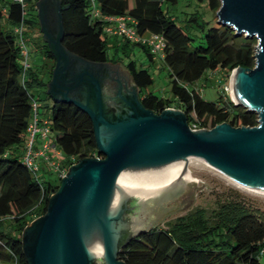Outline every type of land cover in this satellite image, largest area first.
I'll return each instance as SVG.
<instances>
[{
    "label": "trees",
    "instance_id": "1",
    "mask_svg": "<svg viewBox=\"0 0 264 264\" xmlns=\"http://www.w3.org/2000/svg\"><path fill=\"white\" fill-rule=\"evenodd\" d=\"M37 1L24 0L22 5L15 0H0V264H28L23 232L31 222L45 215L49 199L58 191L62 180L44 159H39L37 174L24 163L32 105L38 102L30 88L47 89L55 66L49 46L38 31ZM60 1L65 32L63 46L96 63L128 58L126 70L138 87L145 108L160 114L176 103L175 107L185 113L192 129H212L225 122L233 127L258 125L256 112L235 105L221 94L228 79L219 81L222 91L216 101L206 100L202 94L210 75L218 71H227L229 75L238 67H255L256 38L237 35L232 28L217 22L211 26L197 13L180 19L168 9L179 0ZM196 2L214 14L221 6V0ZM93 11H98L99 16H93ZM105 16L131 18L140 36L163 37L164 57L151 53L147 45L123 37L121 43L111 46L109 35L104 32ZM20 25L25 28L24 34L26 26L38 32L37 48L48 61L43 72L44 78H48L45 84L38 68L31 65L25 71L23 67L15 34ZM195 26L202 32L201 42H196L197 37L192 34ZM131 46H139L151 63L155 58L163 61L170 98L146 92L154 80L148 68H138L132 59ZM110 47L117 55L122 52L124 56L119 60L117 56L110 57ZM38 112L42 117L40 107ZM48 120L52 145L61 152V157L55 158L49 151L52 162L69 169L83 158L99 156L92 121L78 107L53 101ZM38 145L41 147L42 141L36 142L35 150L40 148ZM118 258L126 264H264V210L240 194L228 195L210 213L195 211L169 223L167 228L155 227L132 237Z\"/></svg>",
    "mask_w": 264,
    "mask_h": 264
},
{
    "label": "water",
    "instance_id": "2",
    "mask_svg": "<svg viewBox=\"0 0 264 264\" xmlns=\"http://www.w3.org/2000/svg\"><path fill=\"white\" fill-rule=\"evenodd\" d=\"M61 5L60 0L37 3L43 40L56 61L47 93L90 117L102 157L72 165L45 215L25 228L28 264H126L118 255L132 237L194 202L195 177H189L181 160L228 176L242 191L264 197V0H221L216 13L219 24L258 42L255 67H238L231 79L235 105L256 112L258 125L225 122L210 130L192 129L183 111L167 108L157 114L145 108L138 87L118 63L115 67L128 81L118 97L107 95V63L88 61L63 46ZM51 8L54 28L48 19ZM73 62H78V72L72 70ZM117 99L124 113L112 117L108 102ZM172 191L179 196L164 213L153 199L137 203L141 196L162 198ZM136 217L149 226L131 228Z\"/></svg>",
    "mask_w": 264,
    "mask_h": 264
},
{
    "label": "rangeland",
    "instance_id": "3",
    "mask_svg": "<svg viewBox=\"0 0 264 264\" xmlns=\"http://www.w3.org/2000/svg\"><path fill=\"white\" fill-rule=\"evenodd\" d=\"M38 2L39 0L36 2V7ZM164 6L168 7L166 5ZM168 9L170 13L174 14L175 16H178L180 19L188 18V15L192 13H197L201 17H203V19L209 22L211 26H215L216 22L218 23V21H216V14L212 13L208 8L198 6L196 0H179V2L175 6H169ZM37 15L39 18L38 8ZM1 24H4V22H1ZM33 28L34 27L26 26V33L24 34L25 42L27 43L30 49L29 63L30 65L35 66V68H38L40 79L43 80V83L45 84L47 83L48 78H44L45 73L43 72L46 71H44V65L45 62L47 63L48 61L44 59V57L39 51V48H37V46L39 45L40 38L37 37V30ZM38 31L41 32L40 28ZM192 34L197 37L196 42H201L202 32L197 26H195V29L192 30ZM120 38L122 37L109 36L108 40L110 45L112 46L113 44L121 43ZM130 51L133 53L132 59L136 60L138 68H148L150 73L152 74L154 82L146 90V92L153 93L164 98H170L171 88L168 82L167 69L165 68L163 61H160L158 58H155V61L151 63L146 57L145 52L139 46H131ZM109 55L110 57L117 56L118 60L124 56L122 52L117 55L112 47H110L109 49ZM128 61V58H123V61L120 60L118 62H114L113 64L115 66H117V63L120 64L122 69L128 72L125 67ZM232 74L233 72L227 75V71H218L210 75L207 80V86L204 88V92L202 91L204 99L209 101H216L220 96V91H222V86L219 81L223 82L224 79H228V85L227 87H225L224 91H222L221 94L227 96L232 102H234L231 85ZM30 91L36 96V99L38 100L42 117L50 119L52 115L53 99L50 95H48L47 89H45L44 86H35V88H30ZM175 105L176 103H171V109L180 110L176 108ZM187 168L190 171V176L195 177L194 202L188 208H182L181 211L169 212L161 221L155 223L149 230L155 227H159L161 229L167 228L169 223H174L178 218L185 217L186 215L195 211L205 210L210 213L211 210L217 206V203L220 199L227 197L228 195L235 197V193L247 198L257 207L264 210V197L251 192L242 191V188L239 187L237 184L229 183L228 178L226 176L215 175L211 173L208 169L190 163L187 165ZM48 176L46 175V177ZM51 179L55 181V177L51 176Z\"/></svg>",
    "mask_w": 264,
    "mask_h": 264
},
{
    "label": "built area",
    "instance_id": "4",
    "mask_svg": "<svg viewBox=\"0 0 264 264\" xmlns=\"http://www.w3.org/2000/svg\"><path fill=\"white\" fill-rule=\"evenodd\" d=\"M17 3L24 5V0H15ZM95 0H92L94 3ZM93 16L98 17V11H93ZM104 32L109 36L123 37L132 43H140L149 46L151 53L164 57V39L158 35H145L140 36L133 27L134 20L123 16H105ZM25 28L23 25L18 26L15 29V34L18 39L19 47L21 50L22 64L26 70L31 65L29 63L30 53L28 45L24 39ZM33 117L28 129V144L27 152L24 156V163L33 174H37L39 171V159H44L49 162L51 168L57 173L59 178H63L69 169L61 168L57 163L52 162L49 157V151L53 147L52 145V130L51 124L48 119L42 118L39 115V104L37 101L33 102ZM42 141V145L38 150H35L36 142ZM99 157V156H96Z\"/></svg>",
    "mask_w": 264,
    "mask_h": 264
},
{
    "label": "flooded vegetation",
    "instance_id": "5",
    "mask_svg": "<svg viewBox=\"0 0 264 264\" xmlns=\"http://www.w3.org/2000/svg\"><path fill=\"white\" fill-rule=\"evenodd\" d=\"M53 15H54L53 14V9L51 8V10L48 11V19L50 21L51 28H54L53 27V21H54V19H53L54 16ZM39 28H40V31H41L40 19H39ZM42 37H43V35H42ZM55 63H56V61H55ZM105 63H107L108 68L105 71L106 75L103 76L104 77L103 78L104 90H105L106 94L109 95L110 97L111 96L112 97H118V93L120 92L121 86L123 84L125 85V81H128L127 77L125 75H123V73H121L115 67V65L112 62H105ZM79 67L80 66H79L78 62H73V66H72V70L73 71L78 72ZM117 101H120V100L119 99H117L116 101L115 100H110L108 102V106H109V109L111 111L109 113H110V116H112V117H117L118 115L124 113V112H119V111H123V110L121 108V104L118 103ZM175 193L176 192H174V191L169 192V194H167L165 196H162V198H161V196H158L156 194L148 195V196H141L140 197V201L137 202V203L140 205L143 202H147L149 199H153L156 202V204L159 206V208L161 209V213H164V212L168 211L167 207L171 206V204L175 201L176 197L179 196V195H177ZM129 226L131 228H134V226L136 228H141V227L143 228V227H146V226H149V225L143 224L142 223V219H139L138 217H136L135 219L130 221V225ZM143 231H146V230H142L141 232H143Z\"/></svg>",
    "mask_w": 264,
    "mask_h": 264
},
{
    "label": "bare ground",
    "instance_id": "6",
    "mask_svg": "<svg viewBox=\"0 0 264 264\" xmlns=\"http://www.w3.org/2000/svg\"><path fill=\"white\" fill-rule=\"evenodd\" d=\"M235 79V78H234ZM233 79V80H234ZM232 95H233V98H234V100H236L237 101V97L235 96V92H234V87H233V85H232ZM189 164V162L187 161V160H181V166H183V167H187V165ZM189 171V170H188ZM189 177H191L190 176V171H189ZM227 178H228V176H226ZM239 187H241L242 188V185H239V184H237Z\"/></svg>",
    "mask_w": 264,
    "mask_h": 264
},
{
    "label": "crops",
    "instance_id": "7",
    "mask_svg": "<svg viewBox=\"0 0 264 264\" xmlns=\"http://www.w3.org/2000/svg\"><path fill=\"white\" fill-rule=\"evenodd\" d=\"M51 142H52V141H51ZM38 146H39V145H38ZM39 147H40V146H39ZM50 153H51L55 158L61 157V152H60L58 149L54 148V147L51 148Z\"/></svg>",
    "mask_w": 264,
    "mask_h": 264
}]
</instances>
